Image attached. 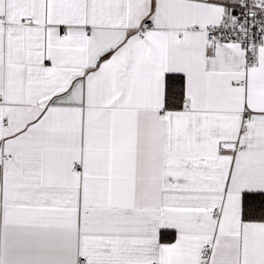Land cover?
Segmentation results:
<instances>
[{"label": "snow or ice", "instance_id": "snow-or-ice-1", "mask_svg": "<svg viewBox=\"0 0 264 264\" xmlns=\"http://www.w3.org/2000/svg\"><path fill=\"white\" fill-rule=\"evenodd\" d=\"M0 264H264V0H0Z\"/></svg>", "mask_w": 264, "mask_h": 264}]
</instances>
